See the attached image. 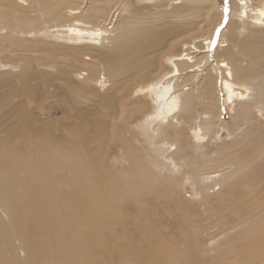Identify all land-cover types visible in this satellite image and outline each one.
Listing matches in <instances>:
<instances>
[{
  "label": "bare ground",
  "instance_id": "1",
  "mask_svg": "<svg viewBox=\"0 0 264 264\" xmlns=\"http://www.w3.org/2000/svg\"><path fill=\"white\" fill-rule=\"evenodd\" d=\"M33 1L32 19L38 25L31 26L25 25L17 7L28 6L30 0H15V5L0 3L2 16L17 21L15 26L0 23V45L4 39L10 42L4 49L9 52L10 45L22 43V27L29 26L27 33L33 40L28 41L41 36V43L54 47L49 51L52 54L63 51L75 57L81 64V71H76L78 82L95 84L101 90L109 88L111 79L112 89L117 81L118 87L133 85V112L117 100L110 119L109 141H113L117 124L123 123L127 128L128 117L131 121L139 116L128 132L133 138L129 134L115 156L121 169L130 171L123 172L124 184L127 183L123 188L128 190L122 188L125 196H131L137 188L142 192L160 186L169 190L181 188L191 176L204 200V210H208L204 220H212L207 229L214 226L217 233L231 235L224 249V263L264 264V0H229L225 19L217 22L230 21L220 32L219 44L210 34L212 31L201 34L210 27V12L218 10L215 0H170L175 8L160 15L167 14L183 26L176 25L175 30L166 31L160 38L185 36L190 41L175 39L174 43H165V49L157 53L159 58L150 56L155 49L146 48L155 24L148 25V20L140 16L143 20L138 19L140 13L124 12L126 7L118 6L123 0ZM183 2L186 5L182 6ZM196 3L202 9V4L208 3L206 12L198 13ZM231 14L239 21L237 25L229 19ZM191 16L193 26L189 23ZM199 16L204 19L197 24L194 18ZM216 24H212V30ZM249 30V42L240 45L237 35ZM216 46L218 66L210 61L211 50ZM156 59L168 69H158V64L154 65ZM8 67L9 64L0 63L1 69ZM252 85L256 87V97L251 96ZM220 87L234 122L221 146L208 151L212 137L219 133ZM251 117L255 119L252 126L248 124ZM21 120L23 148L27 149L20 162L23 175L13 170L0 173V264H89L96 255L95 239L88 237H94L93 228L107 222V215L115 208L107 199L108 189L104 186L110 182L103 173L106 151L101 145L106 146V142L98 140L99 134L94 130L95 158L89 149L77 147L76 151L71 148L73 153L68 155L56 149L55 155L47 156V143H35L33 137L38 127L30 125L25 117ZM226 126L229 127L227 123ZM40 153L47 159L41 160ZM64 165L73 170V180L64 178L63 169L60 171ZM82 171L87 175L84 180L79 178ZM79 229H83L81 233ZM224 243L218 241L221 247Z\"/></svg>",
  "mask_w": 264,
  "mask_h": 264
},
{
  "label": "rangeland",
  "instance_id": "2",
  "mask_svg": "<svg viewBox=\"0 0 264 264\" xmlns=\"http://www.w3.org/2000/svg\"><path fill=\"white\" fill-rule=\"evenodd\" d=\"M14 1L0 0V3L8 2L15 5ZM171 1L123 0L118 4L120 9L126 7L127 10L124 12L128 11L130 15L135 14V12L140 13L138 19H140V16L145 21L148 20V25L149 23L155 24V27L150 31V38L146 44V48L149 47V50L155 49V52L150 55L155 56V58H159L157 53L165 49V43H174L175 39L190 41L185 36H176L168 40L160 38L161 35H165L166 31L175 30L176 25L178 28L183 26L167 14L160 15L162 11H172L175 8ZM215 2L218 10L210 12L208 17L211 19L209 20L210 27L201 31V34L205 35L208 31H212L210 34L213 35L214 41L217 39L219 44L220 32L224 29V26H228L227 22L229 20H224L221 24L217 22L225 19V10L229 0L227 2L225 0H215ZM33 3L34 1L30 0L29 5L24 6V8L17 6L21 11L19 15L24 20L25 25L29 24L31 26L32 23L38 25L32 19L35 13V11H32L34 9ZM207 4H202L205 7L202 9L201 5L196 3L198 13H205L208 8L205 6ZM184 5L186 4L183 2L182 6ZM234 17L231 14L229 19L237 25L239 21ZM202 19L204 17L199 16L194 18V22L199 24ZM244 19L246 20L245 17ZM3 22L9 23L11 26L17 24V21L9 16L4 18L1 12L0 23ZM189 23L193 26V16L189 18ZM212 24L217 26L213 30L211 29ZM28 27H22L24 31L20 33L21 37L24 38L22 43L18 42L10 45L9 52L4 49V46L10 43L8 39H4L0 45V63L10 65L7 69L0 68V173L13 170L18 175H23L24 169H21L23 166L20 162L24 160L23 155L25 152L27 153V149L23 148L25 135L21 133L24 125L21 120L22 117L28 119L29 124L34 128L38 127L33 137L35 136V143L40 140L47 143L45 149L48 150L47 156L55 155L57 150L68 155L76 151L77 147V150L80 148L82 150L89 149L88 152L95 158L97 156V139L94 137L96 131L99 134V136H96L98 140L100 138L106 142V146L103 143L101 145V147H105L106 151V156L103 158L105 168L103 173L107 177V181L110 180L113 188L110 186V182L105 183L104 186L106 185L105 189H108L107 199L115 208L107 215V222H100V226L97 225V227L95 225L96 229L93 228L92 230V232L95 230L94 237H88L91 240L95 239L93 250L96 255V258L91 259L89 264H232L231 261L224 263L227 258L224 249H226V243H229L231 235L217 233V228L214 226L207 229L208 226L212 225L208 224L212 220H204L206 218L204 212L208 210H204V200L198 195L197 184L191 176L186 178L181 188H172L171 190L160 186L142 192L137 188V184H133V187L137 189L131 193V196H125V192L128 190L123 188V185L125 187L127 185V183L124 184L123 172L129 174L130 171L121 169L119 163L115 162V156L119 154L121 144H123L125 138H128L129 134L133 138L132 132H128L130 126L138 121L139 116L135 115L134 120L131 121L128 120L129 116L126 121L127 128L123 123L117 124L115 129L117 136L113 138V141H109L112 122L110 119L112 120L115 114L114 108H117V100L122 102L128 111L130 107V112H133V85L118 87L120 81H117V85L112 89L114 81L111 79L108 82L111 87L109 86V90L106 89V91L83 80H80L83 83L78 82L76 71H81V64L76 61L75 57H70L63 51H59L56 53L57 55L52 54L49 51H53L54 47L41 43V36H37V40L28 41L33 40V37L27 33ZM246 27L252 28L250 24H247ZM35 29H40V27ZM250 32L249 30L247 33L241 32L240 35H237L240 45L249 42ZM202 35L197 38H202ZM180 45L179 43L177 47ZM215 49L212 48L211 50L210 61L213 65L218 66L217 50L219 47L216 46ZM105 51L108 52L110 49ZM245 59L248 60L249 58L245 57ZM93 60H97V57H93ZM102 62L104 65L106 64V60ZM155 64H158V69H168V66L160 65V59H156ZM217 75L219 76V83H221L222 71L220 69ZM142 79H144L143 73ZM127 89L128 92H126ZM250 93L252 97H256L255 85H252ZM218 99L220 109L222 108L217 125L219 133L212 137L213 140L211 139L207 147L208 151L221 146L224 139L229 137L230 124L232 125L234 122L233 116L229 112V104L226 102V94L221 87L218 89ZM108 115H110V118ZM254 121V117H251L248 124L252 126L255 123ZM225 123L229 127H224ZM66 140H68L67 144L65 143ZM53 141L54 143L51 144ZM134 146L135 150H138V147ZM140 148L141 146H139ZM76 153L74 152V155ZM47 156L40 153V157L43 158L39 159L44 161ZM62 169L63 171H61ZM60 171L66 180L74 179L73 170L66 165L60 168ZM81 174L83 177L79 176V178L81 177V180L86 179L87 175L85 176L83 171ZM179 178L181 179V176ZM122 188L125 189V192L122 191ZM158 190L161 193L160 196ZM229 219L235 221L233 216L230 215ZM79 228H81L80 224ZM82 230L79 229L80 233ZM219 240L225 242L222 247L218 244ZM241 249L245 251L243 248L237 250L240 251ZM213 258L217 261H213Z\"/></svg>",
  "mask_w": 264,
  "mask_h": 264
},
{
  "label": "snow or ice",
  "instance_id": "3",
  "mask_svg": "<svg viewBox=\"0 0 264 264\" xmlns=\"http://www.w3.org/2000/svg\"><path fill=\"white\" fill-rule=\"evenodd\" d=\"M225 2H227V0H225Z\"/></svg>",
  "mask_w": 264,
  "mask_h": 264
}]
</instances>
